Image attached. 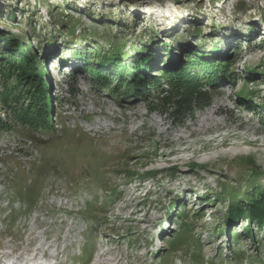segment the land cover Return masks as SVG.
Listing matches in <instances>:
<instances>
[{
	"label": "rangeland",
	"instance_id": "obj_1",
	"mask_svg": "<svg viewBox=\"0 0 264 264\" xmlns=\"http://www.w3.org/2000/svg\"><path fill=\"white\" fill-rule=\"evenodd\" d=\"M11 34L36 51L48 113L26 122L0 99L4 264H86L85 243L87 264H264L259 220L228 211L264 187V0H0L13 63ZM141 52L156 60L134 71L101 59ZM188 61L225 67L190 65V92L153 86ZM190 228L199 244L171 247Z\"/></svg>",
	"mask_w": 264,
	"mask_h": 264
},
{
	"label": "trees",
	"instance_id": "obj_2",
	"mask_svg": "<svg viewBox=\"0 0 264 264\" xmlns=\"http://www.w3.org/2000/svg\"><path fill=\"white\" fill-rule=\"evenodd\" d=\"M2 34V33H1ZM30 51L27 53H22V49H24V44L23 41L18 40V37L15 35L11 34L9 36L6 49H10L11 56L13 63H11L9 59L4 60L1 58L4 56V54L8 53H1L0 54V74H2L3 77V85L5 86V91L3 93L0 92V99L1 101L4 102V104H14L15 105V110H19V117L20 118H26V122L34 119V121L37 122V115L35 111L40 112L43 109H46V113H48L47 110V105H44L43 99H42V89H43V83L40 79V71L38 70V62L36 61V51L34 48L28 44ZM1 49V48H0ZM46 50L48 47L45 48ZM44 49V50H45ZM8 51V50H7ZM123 56V55H122ZM120 56V57H122ZM128 56V55H127ZM101 57V56H100ZM111 57V56H110ZM196 57V56H195ZM201 57L197 53V58ZM190 58V56H189ZM101 59H104V65H109L111 63H115L116 69L120 67L123 71H134V69H140L142 67V62L144 61H149L152 60L154 62L156 59L152 57L146 58L144 56V53H140V59L135 61L137 62L136 64L130 63L126 64L123 60L119 59H111V58H106V57H101ZM47 58L42 56V61L44 64H46ZM191 60V59H190ZM134 62V61H133ZM219 63V62H218ZM194 63L192 61H188V63H185L182 69L177 70L175 72H172L170 70L165 71V70H159V74L155 75L150 78V80L153 81V86H156L157 84L160 85L159 83L162 80L169 81L171 85L173 86L174 89L180 91L185 88L186 91L190 92L191 86L193 83V76L190 73V65H198V66H203L206 67L207 70H212L214 72H217L218 69H221L225 67L222 63ZM96 64V63H95ZM102 64V66H103ZM97 66V64H96ZM96 66H91L94 75H96L100 80H103L106 82L108 81L109 75H106V73L103 72V69L101 67H96ZM146 67H149V64L145 65ZM89 67V66H88ZM158 71V70H157ZM119 72V71H118ZM15 77V82H11V78ZM131 77V76H130ZM192 79V80H191ZM215 79V78H214ZM219 79V78H218ZM119 82L123 80V78L118 79ZM138 79L137 81L135 80L133 82V87L134 85L138 86ZM132 82L125 83V86L127 87L126 89H131L132 88ZM143 85H141V89ZM22 101V102H20ZM19 104H22L19 106ZM40 107H39V106ZM23 106L25 108H23ZM34 107H37L36 110H34ZM25 116V117H24ZM32 118V119H31ZM44 123L46 126H48L49 119L44 118L43 119ZM33 122V121H31ZM45 125H41L45 127ZM78 136L83 137V134L81 132L76 133ZM77 146H80V143H76ZM90 149H93L94 147H89ZM108 153L103 154V159L106 158ZM111 154H109L110 157ZM45 165H42L43 167ZM106 165H103L101 167H105ZM81 170L79 169L78 172ZM89 211V216L92 218L95 217V213L92 212V210L88 209ZM228 211H229V216L230 218L233 217L235 220H238L241 218V220H245L246 218L250 222L251 220H256L261 223L262 228L264 229V187L259 184H255L253 186V189L249 192L247 188L245 190L233 193V197L229 203L228 206ZM250 232V230H249ZM192 239V243L195 245L199 244V241L194 240V234H193V229L190 228L187 230V233H177L175 234L174 240L172 242L171 247L176 248L177 246L182 245L185 241L186 238ZM179 244V245H178ZM82 249V261L81 263H86L89 261L88 257L92 254V248L89 246L88 243H85Z\"/></svg>",
	"mask_w": 264,
	"mask_h": 264
},
{
	"label": "bare ground",
	"instance_id": "obj_3",
	"mask_svg": "<svg viewBox=\"0 0 264 264\" xmlns=\"http://www.w3.org/2000/svg\"><path fill=\"white\" fill-rule=\"evenodd\" d=\"M36 250H41L40 247H37ZM37 253H34L33 257L31 259L34 260V262H32V264H52V263H49L48 261H45L46 259H48V257L46 256V252H45V255H43V258L39 256V259L37 258ZM24 254H22L23 256ZM27 258H24L23 260L26 261ZM38 260V261H37ZM1 261V264H4L5 263V260L2 259L0 260ZM37 261V262H36ZM27 262H22V263H19V264H26ZM30 263V262H29ZM10 264H13V262L10 261ZM28 264V263H27Z\"/></svg>",
	"mask_w": 264,
	"mask_h": 264
}]
</instances>
